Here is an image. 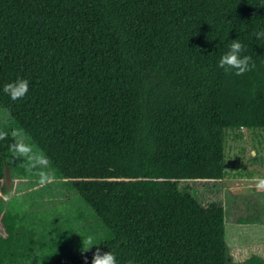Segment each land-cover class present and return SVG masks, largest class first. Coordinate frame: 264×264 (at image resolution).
<instances>
[{
  "label": "trees",
  "instance_id": "trees-1",
  "mask_svg": "<svg viewBox=\"0 0 264 264\" xmlns=\"http://www.w3.org/2000/svg\"><path fill=\"white\" fill-rule=\"evenodd\" d=\"M262 30L264 0H0L2 163L62 180L90 212L50 264H92L97 247L117 264H264L232 260L224 204L188 183L224 179L228 137L254 126ZM238 38L255 65L241 76L218 67ZM17 78L30 87L13 101ZM24 233L0 209V264L30 263Z\"/></svg>",
  "mask_w": 264,
  "mask_h": 264
},
{
  "label": "rangeland",
  "instance_id": "rangeland-1",
  "mask_svg": "<svg viewBox=\"0 0 264 264\" xmlns=\"http://www.w3.org/2000/svg\"><path fill=\"white\" fill-rule=\"evenodd\" d=\"M251 109L254 126L227 139L228 175L219 181L188 182L204 201L218 199L224 204L226 241L234 262L252 254L264 257V79L258 83ZM40 180L37 174L11 178L0 158V209L10 222L24 228L19 248L33 249L27 264H50L62 247L69 249V232L80 223L74 216L88 218L90 214L83 204L79 205L78 193L62 180L52 175L46 183L41 184ZM241 215L257 220L239 223L237 218ZM87 244L82 235L78 252L86 250Z\"/></svg>",
  "mask_w": 264,
  "mask_h": 264
},
{
  "label": "clouds",
  "instance_id": "clouds-1",
  "mask_svg": "<svg viewBox=\"0 0 264 264\" xmlns=\"http://www.w3.org/2000/svg\"><path fill=\"white\" fill-rule=\"evenodd\" d=\"M254 35L257 39L264 38V30L256 32ZM245 51L246 46L239 38L232 40L228 46V50L221 55L218 61V67L224 69L226 72L234 70L237 76H241L250 71L255 65L252 63V57L250 55L243 54ZM29 87L30 81L28 79L17 78L15 81L4 85L3 92L8 94L13 101H16L27 95ZM10 147L19 156L29 157L30 149L24 143H14ZM29 159H31V157H29ZM48 179V174L41 173V184L46 183ZM261 184L264 185V181H262ZM91 243V240H89L88 244L91 245ZM91 247L92 246L87 247L86 251ZM92 264H117V258L112 250L102 253L100 248L97 247L96 252L93 254ZM127 264H135V261L128 260Z\"/></svg>",
  "mask_w": 264,
  "mask_h": 264
},
{
  "label": "water",
  "instance_id": "water-1",
  "mask_svg": "<svg viewBox=\"0 0 264 264\" xmlns=\"http://www.w3.org/2000/svg\"><path fill=\"white\" fill-rule=\"evenodd\" d=\"M8 169V168H7ZM7 174H8V171H7Z\"/></svg>",
  "mask_w": 264,
  "mask_h": 264
}]
</instances>
